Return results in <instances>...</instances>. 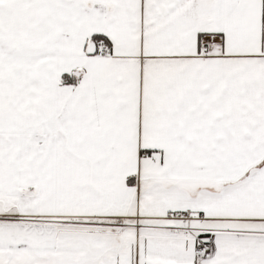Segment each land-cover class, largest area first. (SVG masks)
<instances>
[{
	"label": "snow or ice",
	"instance_id": "6c2138e0",
	"mask_svg": "<svg viewBox=\"0 0 264 264\" xmlns=\"http://www.w3.org/2000/svg\"><path fill=\"white\" fill-rule=\"evenodd\" d=\"M0 264H264V0H0Z\"/></svg>",
	"mask_w": 264,
	"mask_h": 264
}]
</instances>
